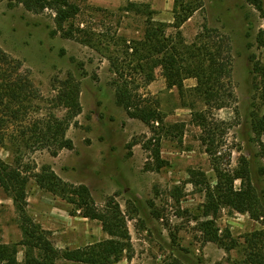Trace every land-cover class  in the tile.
<instances>
[{
  "label": "rangeland",
  "instance_id": "1",
  "mask_svg": "<svg viewBox=\"0 0 264 264\" xmlns=\"http://www.w3.org/2000/svg\"><path fill=\"white\" fill-rule=\"evenodd\" d=\"M174 1L79 0L80 13L73 21L79 39L90 41L83 42L52 34L56 27L53 12L34 14L0 0V46L23 62V73L38 90L39 98L33 103L40 109L34 108L33 114H65L53 99L69 73L81 82L83 106L77 123L67 132L74 149L53 156L46 148L32 150L6 135L0 140V158L9 163L18 158L32 173L50 165L63 180L86 184L100 209L114 198L127 217L132 244V250L124 252L115 264H247L246 237L264 229V220L223 206L211 229L203 224L213 218L203 215L207 185L198 184L190 171L204 173L211 186L217 185L218 177L201 140L207 131L203 133L193 122V111L206 109L203 98L194 91L197 80L186 79L182 92L167 87L160 68L150 83L142 76L134 80L139 96L158 103L166 123H186L182 141L166 135L161 124L152 128L131 118L116 102L111 60H129L124 45L142 39L149 12H154L156 21L172 23ZM203 1V9L195 12L181 31L187 42H193L208 25L219 29L232 46L231 84L236 100L210 110L207 116L217 127L214 144L220 167L233 171L241 156L248 157L252 179L262 190L264 132L255 133L253 121L254 116L264 114V80L251 57L264 66V18L245 0ZM130 2L143 4V11L128 10ZM173 32L168 28V33ZM13 129L10 125L9 130ZM150 139L153 143H147ZM131 142L135 143L132 149ZM158 145L166 163L151 169L157 165L153 154ZM240 187L241 179H236L235 188ZM27 192L29 213L50 231L57 248L83 247L109 238L101 221L83 217L73 204L42 189L33 178ZM211 233L217 240L208 241ZM21 239L13 199L0 187V240L17 243ZM24 255L21 246L20 261ZM57 264L76 263L60 259Z\"/></svg>",
  "mask_w": 264,
  "mask_h": 264
},
{
  "label": "trees",
  "instance_id": "2",
  "mask_svg": "<svg viewBox=\"0 0 264 264\" xmlns=\"http://www.w3.org/2000/svg\"><path fill=\"white\" fill-rule=\"evenodd\" d=\"M7 1L10 6H22L34 14L51 11L56 25L51 31L52 34L61 33L70 39L90 42L84 38L79 39L76 33L73 19L80 13L79 0ZM245 1L253 5L264 18V0ZM143 6L130 2L127 9L142 12ZM203 7V0H175L172 23L156 21L152 16L154 12H149L142 39L133 40L131 45H124L129 60L123 63L112 59L111 66L115 74L112 85L117 104L131 118L141 120L152 128H156L155 124H161L166 135L179 137L180 141L185 133L186 123H166L158 103L139 96L134 80L136 76H142L146 83H150L158 68L170 89L177 87L182 92L186 79L197 80L194 91L203 98L206 109L193 111V122L202 128L203 133L207 131L205 136H201V140L211 156L218 183L211 186L205 174L197 170H191L190 174L194 180L197 179L198 184L207 185L203 215L213 218L203 224L211 229L223 206L248 212L255 220H264V188L259 190L255 185L248 157L241 156L238 167L233 171L220 167L214 144L217 143V127L208 122L207 116L210 110L230 106L236 100L231 84L232 46L219 29L208 25H204L193 42L186 41L181 28ZM170 27L174 29L171 34L168 33ZM261 42L264 44V40ZM251 61L264 80V66L255 61L254 57H251ZM22 67L23 62L20 59L0 46V140H4L7 135L12 142L25 143L26 148H46L53 156H57L64 149H74L75 143L67 136V132L74 122L77 123L75 119L83 111L80 80L69 73L60 81L53 100L55 106L65 109L63 116L53 112L45 117L35 116L33 109H40L39 105L33 103L39 98L38 90L30 76L23 73ZM10 125L14 126L12 131L9 130ZM253 129L259 135L264 132V114L254 116ZM147 143L153 142L150 139ZM134 145V142L129 143V148L132 149ZM261 146L260 154L264 158V144ZM147 147L149 148V144ZM153 157L157 165H153L151 169H159L165 165L159 145L154 149ZM260 171L264 175V166ZM31 178L42 189L73 204L83 217L101 221L109 238L83 247L57 248L50 231L36 222L28 211L27 186ZM236 179H241L240 189L235 188ZM0 187L13 199L22 231V239L17 243L0 240V264H57L60 259L76 264H115L121 260L124 252L132 250L127 217L120 204L111 198L105 208L100 209L86 184L63 180L50 165H44L39 172L32 173L18 158L13 163L0 158ZM214 240L217 237L211 233L208 241ZM245 243L246 263L264 264V229L248 235ZM21 246L25 249L22 261L18 258Z\"/></svg>",
  "mask_w": 264,
  "mask_h": 264
},
{
  "label": "crops",
  "instance_id": "3",
  "mask_svg": "<svg viewBox=\"0 0 264 264\" xmlns=\"http://www.w3.org/2000/svg\"><path fill=\"white\" fill-rule=\"evenodd\" d=\"M159 17H161L162 18V15L161 16H159ZM165 18V17H164ZM160 20H164V19H160Z\"/></svg>",
  "mask_w": 264,
  "mask_h": 264
}]
</instances>
